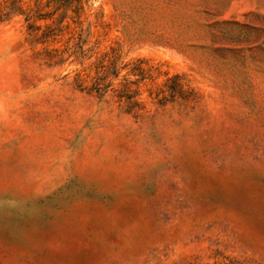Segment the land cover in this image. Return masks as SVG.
Masks as SVG:
<instances>
[{
    "label": "rangeland",
    "instance_id": "374dc122",
    "mask_svg": "<svg viewBox=\"0 0 264 264\" xmlns=\"http://www.w3.org/2000/svg\"><path fill=\"white\" fill-rule=\"evenodd\" d=\"M0 264H264V0H0Z\"/></svg>",
    "mask_w": 264,
    "mask_h": 264
}]
</instances>
